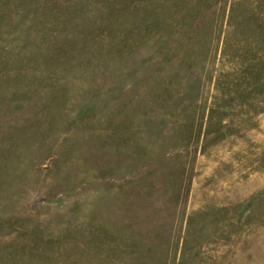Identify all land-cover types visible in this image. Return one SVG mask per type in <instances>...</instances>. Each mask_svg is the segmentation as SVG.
Segmentation results:
<instances>
[{
	"label": "rangeland",
	"instance_id": "obj_1",
	"mask_svg": "<svg viewBox=\"0 0 264 264\" xmlns=\"http://www.w3.org/2000/svg\"><path fill=\"white\" fill-rule=\"evenodd\" d=\"M0 264H264V0H0Z\"/></svg>",
	"mask_w": 264,
	"mask_h": 264
}]
</instances>
